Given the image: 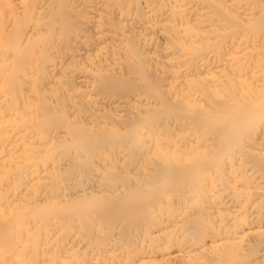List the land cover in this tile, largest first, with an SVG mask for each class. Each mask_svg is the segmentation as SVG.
Segmentation results:
<instances>
[{"label":"bare ground","instance_id":"bare-ground-1","mask_svg":"<svg viewBox=\"0 0 264 264\" xmlns=\"http://www.w3.org/2000/svg\"><path fill=\"white\" fill-rule=\"evenodd\" d=\"M0 264H264V0H0Z\"/></svg>","mask_w":264,"mask_h":264}]
</instances>
